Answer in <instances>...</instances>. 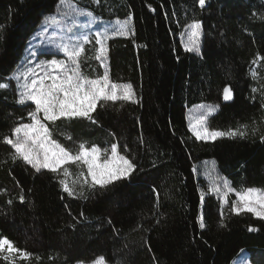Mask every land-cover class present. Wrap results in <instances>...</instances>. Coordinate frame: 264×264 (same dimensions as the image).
I'll return each mask as SVG.
<instances>
[{
	"label": "trees",
	"instance_id": "16d2710c",
	"mask_svg": "<svg viewBox=\"0 0 264 264\" xmlns=\"http://www.w3.org/2000/svg\"><path fill=\"white\" fill-rule=\"evenodd\" d=\"M74 2L105 21L130 20L128 35L106 42V70L112 82L133 86L136 102H101L95 124L87 118L45 123L73 153L80 143L102 150L117 144L137 171L104 189L77 184L69 197L60 175L13 163L14 149L2 138L29 121L33 106L17 103L11 74L27 38L59 0H0V83L10 84L0 90V237L33 254L14 264H89L100 255L107 264H230L241 250L264 255V220L231 213L232 196L224 208L213 195L201 204L204 185L193 171L211 160L233 188L264 189V0H206L203 8L198 0ZM193 20L202 25L197 54L177 41ZM84 47L81 71L97 78L96 43ZM225 87L232 89L230 101L223 99ZM201 103L219 106L208 118L211 129L247 126V137L195 139L185 110ZM0 264L9 262L0 258Z\"/></svg>",
	"mask_w": 264,
	"mask_h": 264
},
{
	"label": "snow or ice",
	"instance_id": "6c2138e0",
	"mask_svg": "<svg viewBox=\"0 0 264 264\" xmlns=\"http://www.w3.org/2000/svg\"><path fill=\"white\" fill-rule=\"evenodd\" d=\"M198 3L203 8L206 0H198ZM66 5H68V12L71 13L70 26L66 29L67 42L54 45L57 52L63 53L66 59L41 61L36 65V69H40V73L34 68H29L20 75H13L12 79L17 81L19 89L17 103L25 105L30 101L35 105V109L28 112L30 122L13 127L11 135L4 136L2 142L14 149V152L10 153L13 163L20 160L26 165H30L36 172L44 169L62 176L63 178L58 181L62 190L69 197H73L77 195L75 185L81 182V178H83L82 183L88 185L89 188L104 189L118 181L130 180L137 171V164L129 157L120 154L117 144L111 145L110 155L107 154L108 149L102 152L98 146L86 147L85 143H80L78 151L73 153L52 138L50 128L45 121L54 124L61 119L87 118L95 124L97 121L93 119L92 113L96 111L98 104L103 106L101 102L115 103L120 100L136 102V93L130 83L112 82L107 70L103 76L97 78H89L82 73L80 58L85 52L84 45L90 40L86 34L79 36L75 34L76 16L80 11L79 5L74 0H59L60 7ZM50 19L52 17L45 18L46 21ZM187 29L188 38L184 45L185 50L198 53L201 22L193 20L191 24L187 25ZM129 31L128 21L118 23L114 29L116 35L120 36L128 35ZM64 39L65 37H61L62 41ZM108 39L107 32H96L95 41L99 46L96 49V60L101 62L106 60ZM251 75L253 79L257 78L256 72H252ZM9 86V83H0V90H5ZM252 91L255 93L257 89L253 88ZM223 99L225 101L233 99L231 88L223 89ZM196 107L203 111L196 117L195 123H190L189 128L197 140L214 142L223 137L230 139L247 137L248 133L244 130L247 126H244V129H229L227 131L211 129L208 126V118L218 108V105L201 104ZM41 113L43 114L42 118ZM67 139L71 140L72 138L69 136ZM260 139L264 141V135ZM102 155L105 157L103 160H101ZM69 163L86 166L87 174L85 175L81 171L77 180L69 183L68 177L71 176V172L65 167ZM193 171H197V169L194 168ZM88 177L91 178L90 182ZM221 184L225 189L223 194H221ZM207 192L217 195L222 204H228V194L234 193L235 199L231 201L229 208L231 213L236 215L250 213L254 217L264 220V189L262 188L249 186L235 189L231 186L230 181L221 177L218 181L210 184ZM80 194L82 195V193ZM19 199L23 202L25 198L20 196ZM203 201L204 194L202 193L201 202ZM220 214L223 217V211ZM199 219L200 227L203 229L205 227L204 218L201 216ZM248 231L255 232L258 229L250 227ZM241 252L243 253V250ZM13 257L28 261L33 257V254L16 247L14 242L7 237H0V258L9 264H14ZM35 258L40 259L39 256ZM91 264H107V261L103 255H100L92 260ZM234 264H248L247 255H239Z\"/></svg>",
	"mask_w": 264,
	"mask_h": 264
},
{
	"label": "rangeland",
	"instance_id": "374dc122",
	"mask_svg": "<svg viewBox=\"0 0 264 264\" xmlns=\"http://www.w3.org/2000/svg\"><path fill=\"white\" fill-rule=\"evenodd\" d=\"M79 10L80 11L76 16V27L74 29L75 34L77 36L86 34L89 36V40L94 41L95 43H96L95 34L97 31L101 33L107 32L108 36L112 37L116 35V33L114 32V29H116L118 23L125 22V21H105L102 18L93 15L90 11H88L85 8H82L81 6H79ZM70 15L71 13L68 12V5L64 7H60L58 4L57 9L53 14L47 15L43 18V20L39 23L37 28L27 38L25 45H24L22 56L16 63V66L11 74V78L13 77L14 74L20 75L24 73L26 69H29V68L36 69V65L39 64L41 61H47L50 59H66L63 53L57 52V49L55 48L54 45L61 43V42H67L66 29L70 26V19H69ZM46 17H52V19L46 21L45 20ZM89 21H91V23H89ZM126 21H128L129 29H131L130 20H126ZM187 32H188V29L186 27L182 30L180 35L177 37L178 44L184 51H186L184 45L187 42V38H188ZM61 37H65V39L62 41ZM201 38H202V30H201V35L199 38V51H200V46H201ZM89 43H86V44H89ZM96 47L98 48L99 46L96 44ZM189 53L197 54V52H189ZM98 63L100 64L102 68L101 76H103L106 70V60H104L103 62L98 60ZM36 71L40 73V69H36ZM13 80L15 81L16 86H17V81L15 79ZM17 92L19 93L18 88H17ZM26 104H31L33 106V110L35 109V105L32 104L30 101L27 102ZM201 104L216 106V104H207V103H201ZM201 104H196L194 106L186 108L185 110V120L187 124V129L194 138L195 136L190 131L189 125L190 123H195L196 117L199 115L200 112L203 111L202 109H199L196 107ZM218 110H219V106L218 108H216V110L210 117L215 115L218 112ZM40 116L42 118L43 114L41 113ZM28 122H30V117H29ZM199 141H202V140H199ZM204 142H212V141H204ZM106 149L109 150L107 154L110 155V147ZM104 158L105 157L102 155L101 160H103ZM213 162L214 161H211V160L204 161L200 163L199 165L195 166V169H197V171H195L196 178L202 180L203 185H204V189L200 190V201H201L202 193L204 194V197L206 195H213L219 200L221 208H224L228 204H222L221 200L219 199L217 195L209 194L207 192V189L210 186V184L212 182L218 181L219 178H221L216 173V164L215 162L214 163ZM65 167H67L71 172V176L68 177L69 183H71V181L73 180H77L81 171H83L85 175L87 174L86 166L82 164L69 163L65 165ZM61 178L63 177L61 176ZM82 179L83 178H81V182L77 184L83 185ZM88 180L90 182L91 178L88 177ZM220 186H221V194H223L225 192V189L223 188L222 184ZM229 196H232V200L235 199L234 193L228 194L227 196L228 201H229ZM242 254L247 255L248 264H264V255L248 252L246 250H243V253L240 251L230 264H234V261L236 260V258ZM15 258H19V257H13L12 259H15Z\"/></svg>",
	"mask_w": 264,
	"mask_h": 264
}]
</instances>
